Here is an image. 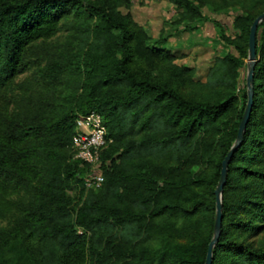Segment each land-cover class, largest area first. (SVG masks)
<instances>
[{"label":"trees","instance_id":"1","mask_svg":"<svg viewBox=\"0 0 264 264\" xmlns=\"http://www.w3.org/2000/svg\"><path fill=\"white\" fill-rule=\"evenodd\" d=\"M169 1L175 25L211 20L228 47L204 80L165 47L164 29L153 40L124 12L131 0H0V264H206L264 0ZM236 5L235 36L204 13ZM256 50L212 264H264V20ZM91 111L111 140L97 188L72 146L77 118Z\"/></svg>","mask_w":264,"mask_h":264},{"label":"rangeland","instance_id":"2","mask_svg":"<svg viewBox=\"0 0 264 264\" xmlns=\"http://www.w3.org/2000/svg\"><path fill=\"white\" fill-rule=\"evenodd\" d=\"M130 9H123L124 12H130L135 20L143 25L153 40L159 39L161 30L164 29L168 40L165 47L171 49L177 57V62L188 65L195 69L196 77L205 79L209 67L215 59V56L222 54L228 47L223 46L219 40V28L213 21L193 22L189 26L181 24L175 25L173 21L177 18V10L169 0H131ZM243 12L240 5L229 6L221 11H214L208 7L204 9V13L212 19L219 20L227 34L235 36L234 28L235 17ZM186 27V28H185ZM65 35L61 32L59 36L50 40L57 42L62 40ZM42 45V44H40ZM233 50V48H232ZM234 51V50H233ZM37 64V60L32 58ZM249 70V61L247 59L245 66L240 70V79L244 83L247 81ZM32 71L17 77L16 81H22L26 77L34 76ZM8 219L0 220V226H6ZM261 239L264 240V234Z\"/></svg>","mask_w":264,"mask_h":264},{"label":"built area","instance_id":"3","mask_svg":"<svg viewBox=\"0 0 264 264\" xmlns=\"http://www.w3.org/2000/svg\"><path fill=\"white\" fill-rule=\"evenodd\" d=\"M76 126L72 140L75 157L91 166L85 184L89 188H97L104 181L101 149L111 141L107 137L106 125L99 112L91 111L78 117Z\"/></svg>","mask_w":264,"mask_h":264},{"label":"water","instance_id":"4","mask_svg":"<svg viewBox=\"0 0 264 264\" xmlns=\"http://www.w3.org/2000/svg\"><path fill=\"white\" fill-rule=\"evenodd\" d=\"M263 20H264V12L255 19L251 27V32H250V37H249V57H248L249 70H248V75H247L249 98H248V103H247L245 113L243 115L242 121L239 126V131H238L236 141L234 145L232 146L231 150L228 152V154L223 160L220 181L216 188L217 214H216V221H215V234L209 245L206 264H212L213 249L221 234L222 220H223V191H224L225 183L227 181L228 168H229L230 162L232 160V157L235 151L239 148V146L243 142L245 130L249 122V118H250V114H251V110H252V106L254 102V71H255V66L257 62V50H256L257 32H258L259 24Z\"/></svg>","mask_w":264,"mask_h":264}]
</instances>
